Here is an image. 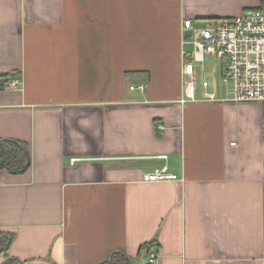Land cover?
I'll use <instances>...</instances> for the list:
<instances>
[{
  "label": "crops",
  "instance_id": "1",
  "mask_svg": "<svg viewBox=\"0 0 264 264\" xmlns=\"http://www.w3.org/2000/svg\"><path fill=\"white\" fill-rule=\"evenodd\" d=\"M260 6L0 0V76L18 75L0 90V139L32 155L26 173L0 172V230L16 234L8 256L97 264L123 250L148 264L140 247L157 240V264H264L261 106L233 102L221 79L180 102L184 21ZM158 155L181 181H142Z\"/></svg>",
  "mask_w": 264,
  "mask_h": 264
},
{
  "label": "built area",
  "instance_id": "2",
  "mask_svg": "<svg viewBox=\"0 0 264 264\" xmlns=\"http://www.w3.org/2000/svg\"><path fill=\"white\" fill-rule=\"evenodd\" d=\"M183 29V68L185 97L181 103L194 101L196 92L197 64L203 63L206 57H215L223 61L221 81L232 85L235 103H257L264 115V0L258 9L244 11L240 16L211 21L204 27L195 26L192 20H185ZM191 46V50L185 47ZM20 81L8 84L18 90ZM207 88L208 83L203 82ZM134 89V88H132ZM145 90L144 87H141ZM162 131L163 127L160 126ZM163 161V165L142 177L144 183H164L181 181L179 175L171 173L169 157L158 155L149 157ZM81 161L73 159L72 164ZM158 255L152 252L148 264H157Z\"/></svg>",
  "mask_w": 264,
  "mask_h": 264
},
{
  "label": "trees",
  "instance_id": "3",
  "mask_svg": "<svg viewBox=\"0 0 264 264\" xmlns=\"http://www.w3.org/2000/svg\"><path fill=\"white\" fill-rule=\"evenodd\" d=\"M17 76V74L0 76V90H3L4 85H6L11 79H15ZM31 166L32 155L28 143L13 138L0 139V172L6 171L12 175H19L26 173ZM15 238L16 234L14 232L0 230V257H5V261L1 264H34L8 256V252L14 243ZM158 250V241H150L140 247L138 256L140 257L144 254L147 255L151 252H157ZM97 264L137 263L123 250H116L111 252L103 261Z\"/></svg>",
  "mask_w": 264,
  "mask_h": 264
},
{
  "label": "rangeland",
  "instance_id": "4",
  "mask_svg": "<svg viewBox=\"0 0 264 264\" xmlns=\"http://www.w3.org/2000/svg\"><path fill=\"white\" fill-rule=\"evenodd\" d=\"M187 50H191V46L185 47ZM223 61L216 59L215 57H206L203 63L197 64V87L202 86V82L207 80V82L212 85L213 83H218L221 79ZM199 88V87H198Z\"/></svg>",
  "mask_w": 264,
  "mask_h": 264
}]
</instances>
